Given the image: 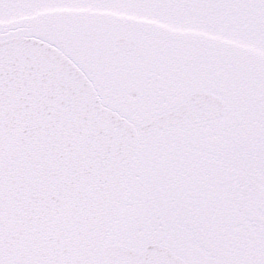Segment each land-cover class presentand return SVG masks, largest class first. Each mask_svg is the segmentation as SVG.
<instances>
[{
	"label": "snow or ice",
	"instance_id": "6c2138e0",
	"mask_svg": "<svg viewBox=\"0 0 264 264\" xmlns=\"http://www.w3.org/2000/svg\"><path fill=\"white\" fill-rule=\"evenodd\" d=\"M0 264H264V0H0Z\"/></svg>",
	"mask_w": 264,
	"mask_h": 264
}]
</instances>
